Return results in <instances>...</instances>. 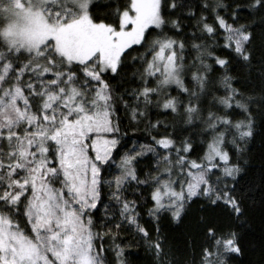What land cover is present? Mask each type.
Here are the masks:
<instances>
[{
  "label": "snow or ice",
  "instance_id": "obj_1",
  "mask_svg": "<svg viewBox=\"0 0 264 264\" xmlns=\"http://www.w3.org/2000/svg\"><path fill=\"white\" fill-rule=\"evenodd\" d=\"M0 24V264H138L137 237L264 264V0H0Z\"/></svg>",
  "mask_w": 264,
  "mask_h": 264
},
{
  "label": "trees",
  "instance_id": "obj_2",
  "mask_svg": "<svg viewBox=\"0 0 264 264\" xmlns=\"http://www.w3.org/2000/svg\"><path fill=\"white\" fill-rule=\"evenodd\" d=\"M3 24H0V27H2ZM3 41V37H0V42ZM141 223L144 224L150 231L151 235H155V228L151 221V219L145 214L144 217L141 220ZM252 228L254 231H258L257 224H253ZM160 230L162 233L166 234L169 238V241H171L174 237L178 235V233L181 231V228L176 227L173 224L168 223L166 220H162L160 224ZM137 245L140 249V259L138 260V264H151V257L146 252L144 248V241L137 237ZM251 259L258 260L259 259V250H257L256 253L251 254Z\"/></svg>",
  "mask_w": 264,
  "mask_h": 264
},
{
  "label": "rangeland",
  "instance_id": "obj_3",
  "mask_svg": "<svg viewBox=\"0 0 264 264\" xmlns=\"http://www.w3.org/2000/svg\"><path fill=\"white\" fill-rule=\"evenodd\" d=\"M3 26H4V25H3ZM3 26H2V27H3Z\"/></svg>",
  "mask_w": 264,
  "mask_h": 264
}]
</instances>
